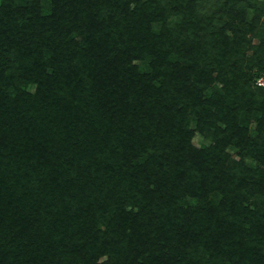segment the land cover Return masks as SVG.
Here are the masks:
<instances>
[{
  "label": "trees",
  "instance_id": "obj_1",
  "mask_svg": "<svg viewBox=\"0 0 264 264\" xmlns=\"http://www.w3.org/2000/svg\"><path fill=\"white\" fill-rule=\"evenodd\" d=\"M263 27L264 0H0V264H264Z\"/></svg>",
  "mask_w": 264,
  "mask_h": 264
},
{
  "label": "rangeland",
  "instance_id": "obj_2",
  "mask_svg": "<svg viewBox=\"0 0 264 264\" xmlns=\"http://www.w3.org/2000/svg\"><path fill=\"white\" fill-rule=\"evenodd\" d=\"M173 17L174 16H172L171 19ZM262 29H264V27ZM251 38H252L251 41L253 44H257L259 41H262L264 44V31L259 32L258 34L255 33L254 35L251 36ZM261 50L264 53V48H261ZM247 54H250V51H248ZM205 62L206 63L209 62V59H205ZM137 63H138V61H137ZM213 74H215V71L213 72ZM225 83H226V80H223V81L220 80L218 83L215 84L213 89L209 90L210 92H208L207 95L211 96L212 93H214V90L216 91L217 88H218V91L220 94L223 93L224 92L223 86ZM34 87L35 86L32 84H28L26 86V89L28 88V90L32 91ZM253 87L254 88H252V91H255V94H256V95H254L255 101L260 100V99H264V75L257 79L256 83L253 84ZM239 102H244L243 95H241V94L238 95V94L234 93V96L230 95L228 98V104L230 105V107L236 106L238 108H242V106L237 105ZM209 108L211 110L214 109V107H212V106H210ZM244 110L240 109V111H238V113L240 114L239 126H241L242 128L245 129V131H243V132L245 134V137L248 138V140L255 138V140L258 141L260 139V136H262V135H261L260 129H259L261 127V123L257 122L253 117L255 114H257V112L254 113V111L252 109L250 111L251 114L249 113L248 115H246V111L244 112L245 114L244 113L242 114V112ZM216 113H217V111H209L208 112V114H210V115H214ZM214 117H215L214 119L217 122L215 125L219 124V125L223 126V124L220 122V119L222 116L217 115ZM245 120H247V122H248L247 124H245ZM187 122H188L189 128L193 132L192 134L190 133V144L193 147H195L197 149H202L204 147H207V146L209 147V146L214 144L215 139H216V133H215L214 128L210 129V128L204 127L202 129H199L197 127L195 115H193V114L189 115V117L187 118ZM226 150L230 154V159L234 163L239 162L240 157L235 153L236 149H234L233 147H229ZM135 155L136 154H133V157L131 158V160H129V163H130V166L136 167L137 170L139 171V170H142L145 167V164L146 163L148 164V162L150 163V165H153L154 162L156 160H158V158L161 156V151L160 150L154 151L151 147L145 145V147L142 150H139V152H137V157H134ZM116 156H118V155H116ZM244 160H245L244 162L248 165H254V163H256L255 159L252 157L245 158ZM118 162H120V161H117L116 163H118ZM116 163H115V165H116ZM117 167H120V166H117ZM124 167L125 166H123L121 169H123ZM217 197L218 196H216L215 198H217ZM182 202H185L189 206L197 204L196 199L189 196V194L184 195L182 197ZM193 244H191V245H193ZM201 250H203V248ZM189 251L192 252L191 249ZM199 256H201L200 253H198V257ZM105 258H106V255H103L99 258V261H103Z\"/></svg>",
  "mask_w": 264,
  "mask_h": 264
}]
</instances>
